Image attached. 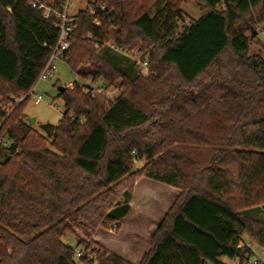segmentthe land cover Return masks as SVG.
Wrapping results in <instances>:
<instances>
[{
	"label": "trees",
	"instance_id": "obj_1",
	"mask_svg": "<svg viewBox=\"0 0 264 264\" xmlns=\"http://www.w3.org/2000/svg\"><path fill=\"white\" fill-rule=\"evenodd\" d=\"M30 1L0 0V264H132L91 235L120 224L140 178L177 194L137 264L243 259V234L263 246L264 221L247 212L264 208V59L248 53L264 0H194L187 23L183 0L87 3L63 60L120 91L59 87L49 141L23 113L28 97H10L35 83L64 0H43L47 16ZM110 46L141 52L145 72Z\"/></svg>",
	"mask_w": 264,
	"mask_h": 264
},
{
	"label": "rangeland",
	"instance_id": "obj_2",
	"mask_svg": "<svg viewBox=\"0 0 264 264\" xmlns=\"http://www.w3.org/2000/svg\"><path fill=\"white\" fill-rule=\"evenodd\" d=\"M91 1L92 0H71L67 11L68 15L72 16L76 14L79 10L84 9L87 3ZM46 7L48 8H45V13L52 12L49 6ZM180 9L182 13L185 15L184 18H186L187 21L189 18L197 19L201 15V8L199 5H197V3L194 0H183L181 2ZM53 13H58V12L54 10ZM253 30L257 34L254 37L250 38L251 42L248 53L249 54L258 53L264 59V23L262 22L255 23ZM129 53L131 54V56L141 55V52L137 51L136 49L131 50ZM55 64H56V71L54 75L50 76L48 79L44 81L36 80L33 86L31 87L30 91H28L30 96L27 95L28 92L25 95L23 94L21 96H11V97L9 96L10 99L13 100L14 104L19 103L22 99H24L25 96L28 97V99L23 105V113L27 116L26 119L28 123L30 119H34V122L32 124L30 123L29 124L35 130H37L39 133L45 136V138L48 141L50 140V136L47 134L45 128L48 126L54 127L58 123L64 112V104L62 99L58 96V88L65 87L70 89L71 87H73V82L76 81L80 91L83 94L84 93L86 94L87 91H90V89H88V86L89 87L98 86L100 83L99 81L91 82L90 80H81L77 78V76L70 70V68L68 67V65L64 60H57ZM142 72L144 73L145 70H142ZM105 89H107L111 93L110 90L112 89V86H109ZM33 94L41 95L42 96L41 102L35 104L32 99ZM117 94L118 93H111L109 94L108 97L105 98L108 100H112ZM141 166H142V162H136L135 164L136 168H140ZM247 213L249 216L257 220L264 221V208L252 209L249 210ZM104 229L108 231H113L115 230V227L113 226V224H110V226ZM92 235H91V239L93 240ZM63 240L64 242L68 243L71 246L75 245L74 237L69 232L65 233ZM254 256H259L258 252L255 251L254 254L250 255L249 260H252ZM226 262L227 264H231V261H229L228 259L226 260Z\"/></svg>",
	"mask_w": 264,
	"mask_h": 264
},
{
	"label": "crops",
	"instance_id": "obj_3",
	"mask_svg": "<svg viewBox=\"0 0 264 264\" xmlns=\"http://www.w3.org/2000/svg\"><path fill=\"white\" fill-rule=\"evenodd\" d=\"M177 194V190L164 184L140 178L134 183L129 200V209L121 218L120 226L113 231L99 228L93 232L94 241L102 245L126 261L137 264L147 251V240L158 223L167 212ZM251 243L252 253L257 252V246L246 234L242 235V242ZM226 257L219 261L227 264ZM233 264L236 259H228ZM80 264V263H76ZM204 264H213L205 261Z\"/></svg>",
	"mask_w": 264,
	"mask_h": 264
},
{
	"label": "built area",
	"instance_id": "obj_4",
	"mask_svg": "<svg viewBox=\"0 0 264 264\" xmlns=\"http://www.w3.org/2000/svg\"><path fill=\"white\" fill-rule=\"evenodd\" d=\"M71 0H64L62 5V10L60 13H54L56 15V18L58 20V23L56 26L59 28V34L57 36L55 44L50 48V53L45 60L39 74L37 77V81H44L48 79L50 76L54 75L56 71V64L55 62L57 60H63V52L69 48L70 43L67 39V35L71 31V17L68 15L67 11L70 5ZM30 5L33 8L41 9L43 11V14L47 16L50 13H45V8L47 5L44 1H38V0H31ZM183 23H187V19H183ZM114 51L121 53L123 55H126L129 57L138 67H140L142 70H145L147 67L146 60L142 59L141 55L137 56H131L130 53L120 50L118 48H115L113 46H110ZM94 92L104 95L105 97H108L111 93H119V89L115 86H112V89L110 90L111 93L102 87L99 86H91ZM30 91V90H29ZM30 96L29 92L27 94ZM33 102L35 104L41 102L42 96L41 95H35L32 96ZM119 225L118 222H115L113 224L114 227ZM244 249L251 250L252 246L251 243H244L243 244ZM257 252L259 256H254L252 260H249V256L246 258L240 259L236 258V261L233 264H261L264 261V245L263 246H257ZM76 256L80 255V251L78 249H75ZM254 254V253H253ZM257 255V254H256Z\"/></svg>",
	"mask_w": 264,
	"mask_h": 264
},
{
	"label": "water",
	"instance_id": "obj_5",
	"mask_svg": "<svg viewBox=\"0 0 264 264\" xmlns=\"http://www.w3.org/2000/svg\"><path fill=\"white\" fill-rule=\"evenodd\" d=\"M59 89H60V91H62V90L65 89V87H60ZM33 122H34V119H30L29 120L30 124H32ZM45 130H46L47 134L50 136L52 134L53 127L48 126V127L45 128Z\"/></svg>",
	"mask_w": 264,
	"mask_h": 264
}]
</instances>
